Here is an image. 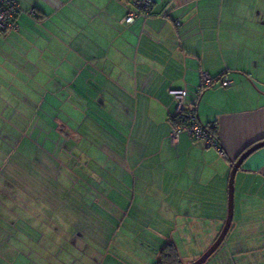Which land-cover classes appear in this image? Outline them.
I'll return each instance as SVG.
<instances>
[{"label":"crops","instance_id":"1","mask_svg":"<svg viewBox=\"0 0 264 264\" xmlns=\"http://www.w3.org/2000/svg\"><path fill=\"white\" fill-rule=\"evenodd\" d=\"M17 1L19 31L0 36V264H158L171 246L197 261L234 163L264 141V0H153L128 26L113 0ZM203 74L231 87L198 96ZM172 91L224 155L172 142ZM206 264H264V148Z\"/></svg>","mask_w":264,"mask_h":264},{"label":"built area","instance_id":"2","mask_svg":"<svg viewBox=\"0 0 264 264\" xmlns=\"http://www.w3.org/2000/svg\"><path fill=\"white\" fill-rule=\"evenodd\" d=\"M119 4H125L128 9L126 17L122 20L123 25H132L139 18L149 19L154 8L153 0H113ZM21 13L20 4L16 0H0V36L8 32H18L16 23L17 17ZM35 16V11L29 12ZM217 84L223 88L231 87V83L221 77L212 78L207 74L202 75V83L198 89V96H201L205 90L211 89ZM179 100V107L175 117L172 118L174 127L170 138L174 144H177L182 133H188L195 141H205L209 148L216 149L220 155H224V150L219 140L212 135L208 126L203 125L195 111V107H188L184 102V91H172L170 93ZM216 127V126H214Z\"/></svg>","mask_w":264,"mask_h":264},{"label":"water","instance_id":"3","mask_svg":"<svg viewBox=\"0 0 264 264\" xmlns=\"http://www.w3.org/2000/svg\"><path fill=\"white\" fill-rule=\"evenodd\" d=\"M264 148V141L259 142L249 148L240 158L234 163V167L231 173L230 183H229V201H228V217L223 231L221 232L219 238L216 242L211 246V248L205 252L197 261L191 264H206L207 261L218 251V249L224 243L233 223L234 216V183L235 177L238 170L242 167L243 163L252 156L258 150Z\"/></svg>","mask_w":264,"mask_h":264},{"label":"trees","instance_id":"4","mask_svg":"<svg viewBox=\"0 0 264 264\" xmlns=\"http://www.w3.org/2000/svg\"><path fill=\"white\" fill-rule=\"evenodd\" d=\"M152 14H153V11H152ZM214 126L216 125H209L208 128L211 130L212 135L215 137V134L217 132V127H214ZM158 264H182L179 259V255H178L176 248L171 246L168 249H166L164 252H162Z\"/></svg>","mask_w":264,"mask_h":264},{"label":"rangeland","instance_id":"5","mask_svg":"<svg viewBox=\"0 0 264 264\" xmlns=\"http://www.w3.org/2000/svg\"><path fill=\"white\" fill-rule=\"evenodd\" d=\"M183 255H185L184 252H183ZM183 262H184V264H191V263H193V262H189V260H187V258H186V260H183Z\"/></svg>","mask_w":264,"mask_h":264}]
</instances>
